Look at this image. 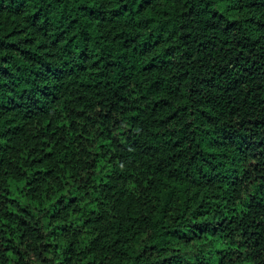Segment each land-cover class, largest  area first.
<instances>
[{
	"label": "trees",
	"instance_id": "obj_1",
	"mask_svg": "<svg viewBox=\"0 0 264 264\" xmlns=\"http://www.w3.org/2000/svg\"><path fill=\"white\" fill-rule=\"evenodd\" d=\"M0 264H264V0H0Z\"/></svg>",
	"mask_w": 264,
	"mask_h": 264
}]
</instances>
